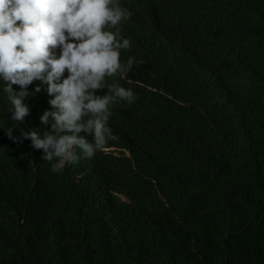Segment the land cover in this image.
<instances>
[{
    "label": "trees",
    "instance_id": "1",
    "mask_svg": "<svg viewBox=\"0 0 264 264\" xmlns=\"http://www.w3.org/2000/svg\"><path fill=\"white\" fill-rule=\"evenodd\" d=\"M119 4L133 63L105 82L135 99L92 158L53 173L7 136L50 128L47 86L19 126L0 92V264H264V0Z\"/></svg>",
    "mask_w": 264,
    "mask_h": 264
},
{
    "label": "clouds",
    "instance_id": "2",
    "mask_svg": "<svg viewBox=\"0 0 264 264\" xmlns=\"http://www.w3.org/2000/svg\"><path fill=\"white\" fill-rule=\"evenodd\" d=\"M130 15L119 0H0V92L11 104V120L19 126L30 114L25 99L34 82L46 85L53 97L48 101L52 110L39 117L41 124L51 123L47 131L7 136L29 140L53 173L81 157L92 158L110 135V105L135 99L131 89L105 82L133 63L131 58L121 62V51L131 42L119 25ZM106 88V94H96ZM40 91L35 87V93ZM82 132L88 138L78 135Z\"/></svg>",
    "mask_w": 264,
    "mask_h": 264
}]
</instances>
